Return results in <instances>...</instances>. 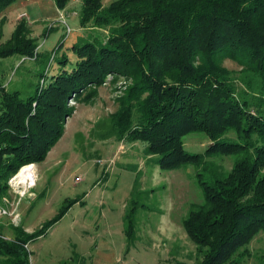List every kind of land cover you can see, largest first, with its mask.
<instances>
[{
	"label": "trees",
	"instance_id": "trees-1",
	"mask_svg": "<svg viewBox=\"0 0 264 264\" xmlns=\"http://www.w3.org/2000/svg\"><path fill=\"white\" fill-rule=\"evenodd\" d=\"M70 1L54 0L61 10ZM15 2L0 0V15ZM80 22L109 34L75 45L78 60L71 71L54 74L27 99L0 81V198L10 177L44 161L64 135L73 93L103 84L109 74L125 75L132 83L119 97L109 134L146 142L162 169L197 168L203 201L183 226L202 254L199 264H238L231 261L234 254L264 231V0H82ZM30 33L28 20L20 19L0 43V59L33 57L38 44ZM225 59L244 67L245 89ZM256 79L262 82L259 94L251 93ZM191 132L211 138L204 153L187 151L183 138ZM227 154L238 156L229 173L207 164V157ZM77 202L66 199L33 233L0 238V256L28 264L25 244L45 235ZM133 203L125 216L129 244L136 238Z\"/></svg>",
	"mask_w": 264,
	"mask_h": 264
},
{
	"label": "rangeland",
	"instance_id": "rangeland-1",
	"mask_svg": "<svg viewBox=\"0 0 264 264\" xmlns=\"http://www.w3.org/2000/svg\"><path fill=\"white\" fill-rule=\"evenodd\" d=\"M17 1L25 3L19 9L27 8V15L15 19L17 11L8 14L9 7L4 10L0 43L25 18L38 49L33 57L0 59V81L7 90H18L27 99L41 93L54 74L73 69L78 60L75 45L105 39L109 30L93 22L82 25V0H71L63 10L57 9L54 0ZM113 1L103 0V4ZM36 11L42 13L39 21L32 16ZM64 21L72 28L70 32ZM224 65L245 89L244 67L232 59H225ZM131 83L130 77L113 73L103 84H89L77 96L73 93L68 99L72 113L66 116L64 135L44 161L32 163L35 184L24 188L11 181L25 165L9 178L6 194L0 198V207L7 210L0 216V238L6 241L16 240L18 231L28 234L40 229L66 199L79 200L45 235L25 244L30 252L28 264L200 263L202 254L183 226L190 209L203 201L197 168L162 169L157 156L147 153L146 142L119 140L109 134L111 116L120 107L119 97ZM261 89L262 82L256 79L251 93L259 94ZM228 135L236 136L234 132ZM183 139L190 153H204L212 143L204 132H191ZM237 157L214 155L207 157V164L229 173ZM20 190L25 193L21 195ZM133 201L137 205L136 238L129 244L125 216ZM15 214H19L16 219ZM8 260L0 256V264H11ZM235 260L238 264L264 262V231L239 249L231 261Z\"/></svg>",
	"mask_w": 264,
	"mask_h": 264
},
{
	"label": "bare ground",
	"instance_id": "bare-ground-1",
	"mask_svg": "<svg viewBox=\"0 0 264 264\" xmlns=\"http://www.w3.org/2000/svg\"><path fill=\"white\" fill-rule=\"evenodd\" d=\"M35 168L34 164L25 165L16 175L15 179H17L18 182H21L24 186H33L37 177Z\"/></svg>",
	"mask_w": 264,
	"mask_h": 264
},
{
	"label": "crops",
	"instance_id": "crops-1",
	"mask_svg": "<svg viewBox=\"0 0 264 264\" xmlns=\"http://www.w3.org/2000/svg\"><path fill=\"white\" fill-rule=\"evenodd\" d=\"M55 3V2H54ZM24 4L25 3H21V2H16L15 4H13L11 7H9L8 8V14H9V11L10 10H13V11H17L18 12V15H17V17L15 18V19H17L18 18V16H20L21 17V14L22 13H27V11H26V9L27 8H24V9H22V10H20L19 8H22V6H24ZM55 5V4H54ZM26 6V5H25ZM56 6V5H55ZM57 7V6H56ZM38 9H39V7H37ZM37 9V10H38ZM57 9H59V8H57ZM20 10V11H19ZM9 16V15H8ZM32 16L34 17V21H39L37 18L39 17V16H42V13H40V12H38V11H36V12H33V14H32ZM36 166H37V164H36ZM35 170H36V168H35Z\"/></svg>",
	"mask_w": 264,
	"mask_h": 264
},
{
	"label": "built area",
	"instance_id": "built-area-1",
	"mask_svg": "<svg viewBox=\"0 0 264 264\" xmlns=\"http://www.w3.org/2000/svg\"><path fill=\"white\" fill-rule=\"evenodd\" d=\"M27 15V13H22L21 14V17H24V16H26ZM64 23L66 24V27H67V30H68V32H70L71 30H72V28L68 25V23L66 22V21H64ZM16 178V176L11 180V181H13V183H18V184H22L21 182H18L17 181V179H15ZM81 180V178H78V181H80ZM36 182V181H35ZM22 186L24 187V188H30V187H32V186H30V185H26V186H24L23 184H22ZM21 195H23L25 192H23V190L21 191L20 190V192H19ZM7 213V210L6 209H3L2 207H0V216H2V215H4V214H6ZM18 216H19V214H15V219L16 218H18Z\"/></svg>",
	"mask_w": 264,
	"mask_h": 264
}]
</instances>
